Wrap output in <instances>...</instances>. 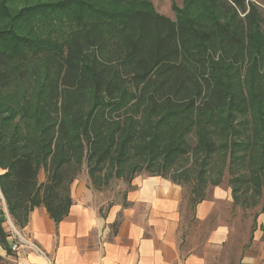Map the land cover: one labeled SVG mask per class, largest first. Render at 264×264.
I'll return each instance as SVG.
<instances>
[{
    "label": "trees",
    "instance_id": "trees-1",
    "mask_svg": "<svg viewBox=\"0 0 264 264\" xmlns=\"http://www.w3.org/2000/svg\"><path fill=\"white\" fill-rule=\"evenodd\" d=\"M6 2L0 90L23 78L32 59L42 60L31 100L17 111L0 101V207L3 201L15 227L37 207L61 223L83 165L94 181L108 169L118 178L134 161L181 185L186 173L163 174L178 158H232L240 150L232 205L241 187L264 195V18L254 2L183 0L172 4L174 20L151 0H39L13 13ZM39 19L75 27L59 42L34 35ZM204 200H190L192 223ZM9 235L1 211L0 247L11 253Z\"/></svg>",
    "mask_w": 264,
    "mask_h": 264
},
{
    "label": "crops",
    "instance_id": "crops-1",
    "mask_svg": "<svg viewBox=\"0 0 264 264\" xmlns=\"http://www.w3.org/2000/svg\"><path fill=\"white\" fill-rule=\"evenodd\" d=\"M38 181H45L43 171ZM70 196L69 213L58 225L45 208L37 207L18 229L41 253L26 247L8 253L0 247V264H210L207 249L219 250L231 237V228L219 219L203 250V223L218 204L233 202L227 187H216L211 199L195 205L193 223L197 228L192 230L183 211L182 186L161 176H134L123 200L111 205L83 178L73 181ZM115 222L118 227L113 232ZM7 241L9 245L11 239ZM229 264H264V210L256 218L251 244L237 262Z\"/></svg>",
    "mask_w": 264,
    "mask_h": 264
},
{
    "label": "rangeland",
    "instance_id": "rangeland-1",
    "mask_svg": "<svg viewBox=\"0 0 264 264\" xmlns=\"http://www.w3.org/2000/svg\"><path fill=\"white\" fill-rule=\"evenodd\" d=\"M36 1L39 0H7L6 7L9 12L13 13L15 11L17 12L24 4L32 5ZM249 1L254 2L258 6L264 18V0ZM151 2L157 13L174 20L175 13L172 10V4L181 7L183 0H151ZM71 26L75 27L72 20L64 19L61 22H56L55 25H47V23L43 22V19H39L33 26L35 29L34 35L41 37L50 35L51 38L60 42L62 40V34L66 33ZM262 29L264 32V25ZM41 65L42 60L39 58L32 59L27 67H25L27 72H25L26 74H24L23 78L20 76V80L15 79L7 89L0 90V101L13 111H17L18 106L31 100L36 91V83L41 76ZM190 139V144H193L194 139ZM240 155H242L240 150L235 152L232 158L228 152H222L214 155L209 160H203L202 156L196 157L192 154H187L175 160L173 167L163 170V174L167 177L176 176L180 172L186 173L184 178H181V176L179 180L184 192L183 211L186 219L189 220V230L197 228L196 224L190 221L192 215L190 200L193 197L198 198L203 195L205 196V200H209L211 199L212 191L219 186L231 189L230 182L232 179L242 176V166L244 167V165H240V162L235 159V157ZM204 163H208V165ZM153 170L154 168L146 171L140 164L130 161L129 166L123 168L118 178L113 177L111 175L113 171L108 169L96 175L94 177L95 180L92 181L87 173V166L83 165L77 179H85L87 186L94 191L100 192L103 202L111 205L123 200L129 180L133 176L150 175ZM201 171L206 172L199 177L198 173ZM0 173H2L1 170ZM245 197L248 200L242 203ZM235 201L236 204L234 205L218 204L209 220L204 222L201 227L203 230L201 232L203 235V250L207 247L205 240L209 231L220 221L219 219L231 228V237L227 245L219 250L207 249V254L210 258L208 262L210 264L237 262L241 253L251 244L253 232L256 229V218L260 214L261 205L264 202V195L257 198L253 195V192L245 191V188L241 187L236 193ZM255 202L257 204L254 207L252 205ZM16 229L18 230L17 227Z\"/></svg>",
    "mask_w": 264,
    "mask_h": 264
},
{
    "label": "built area",
    "instance_id": "built-area-1",
    "mask_svg": "<svg viewBox=\"0 0 264 264\" xmlns=\"http://www.w3.org/2000/svg\"><path fill=\"white\" fill-rule=\"evenodd\" d=\"M4 212V217L5 221L7 224V228L9 230V238L11 239V243L9 244V248L11 252H17L21 248H30L37 253H41V250L34 244L31 243L30 241L26 240L24 237H22L19 233V231L16 229V227L13 225V223L10 220V217L8 216L6 210L4 207H0V212Z\"/></svg>",
    "mask_w": 264,
    "mask_h": 264
}]
</instances>
